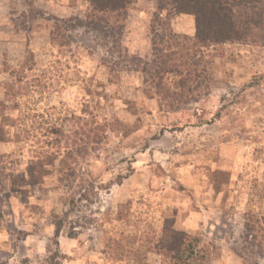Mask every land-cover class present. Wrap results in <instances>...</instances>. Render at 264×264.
<instances>
[{
    "label": "rangeland",
    "instance_id": "374dc122",
    "mask_svg": "<svg viewBox=\"0 0 264 264\" xmlns=\"http://www.w3.org/2000/svg\"><path fill=\"white\" fill-rule=\"evenodd\" d=\"M155 9L134 0L124 22L122 47L142 61ZM88 13L78 0H0V264L56 251L60 264H172L151 251L171 226L208 264H264V46L201 50L197 101L168 103L157 97L183 93L175 79L109 76L103 40L63 23ZM170 27L195 34L190 15ZM49 226L45 254L27 255Z\"/></svg>",
    "mask_w": 264,
    "mask_h": 264
},
{
    "label": "trees",
    "instance_id": "16d2710c",
    "mask_svg": "<svg viewBox=\"0 0 264 264\" xmlns=\"http://www.w3.org/2000/svg\"><path fill=\"white\" fill-rule=\"evenodd\" d=\"M78 1L88 5L89 13L83 23L79 19L64 21V24L69 25L67 28L76 25L103 40V47L109 58L108 61L104 60V66L109 76L121 72L141 73L149 86L160 81V84L157 83L158 87L163 83L171 85L170 82L167 83L166 77L175 79L172 86L175 90L181 89L183 93L170 94L167 91L158 95L157 98L163 102L186 104L197 101L193 100L197 96L188 94L198 89V80L203 77L204 70L199 73L195 68L198 64L195 58H201V50L233 43L264 46V0H146L156 3L152 20L159 31L156 32L152 26L151 54L147 61L129 54L121 43L127 11L134 0ZM179 15L193 17V37L178 36L171 29L170 20ZM163 43L165 46H162ZM185 89L187 93L184 92ZM61 229L62 222L59 220L55 227V238H58ZM197 246L196 239L174 231L171 226L151 251L172 264H208L205 253ZM49 264H60L59 252L50 254Z\"/></svg>",
    "mask_w": 264,
    "mask_h": 264
},
{
    "label": "clouds",
    "instance_id": "9594fccd",
    "mask_svg": "<svg viewBox=\"0 0 264 264\" xmlns=\"http://www.w3.org/2000/svg\"><path fill=\"white\" fill-rule=\"evenodd\" d=\"M127 155V153H125ZM162 162V161H161ZM37 195H39V192H37ZM100 205L97 204H93L92 208L95 209L96 207H99ZM104 207H107V204L105 203L103 205ZM66 210V209H64ZM57 213L58 214H62L61 209L57 208ZM70 219L75 220L77 219V216L75 214H73ZM239 219V216H237V220ZM18 227L24 229L25 231H30L31 230V221H26L24 224L22 225H18ZM242 227V225H241ZM239 234V233H237ZM53 235V227L49 226L44 228L42 236L44 237L41 240H37V238L33 237L30 240H28L26 243L32 246V251L29 252L27 255L29 256H33L35 254H39L41 256H43L45 254L44 252V246L45 244L49 243V238L52 237ZM5 240L7 239V235H4L3 237ZM10 250V249H9ZM20 259L22 258H17V255H13L9 260H8V264H20ZM33 264H35V261H33Z\"/></svg>",
    "mask_w": 264,
    "mask_h": 264
}]
</instances>
